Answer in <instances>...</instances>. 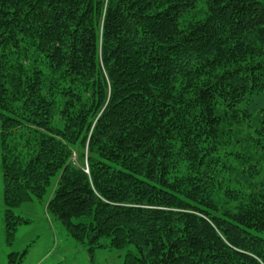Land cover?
Wrapping results in <instances>:
<instances>
[{"label":"trees","instance_id":"obj_1","mask_svg":"<svg viewBox=\"0 0 264 264\" xmlns=\"http://www.w3.org/2000/svg\"><path fill=\"white\" fill-rule=\"evenodd\" d=\"M0 166L7 243L55 178L89 258L264 264V0H0Z\"/></svg>","mask_w":264,"mask_h":264},{"label":"rangeland","instance_id":"obj_2","mask_svg":"<svg viewBox=\"0 0 264 264\" xmlns=\"http://www.w3.org/2000/svg\"><path fill=\"white\" fill-rule=\"evenodd\" d=\"M56 179L53 178L41 200L33 199L13 208L16 215L26 219L15 231L11 243L4 233L3 182L0 166V264H9L8 254L24 255L17 264H122L131 245L123 249L98 248L89 258L87 246L71 238L61 223L46 209V203L53 194ZM106 242V239H102Z\"/></svg>","mask_w":264,"mask_h":264}]
</instances>
